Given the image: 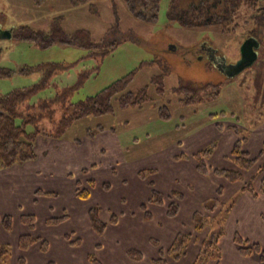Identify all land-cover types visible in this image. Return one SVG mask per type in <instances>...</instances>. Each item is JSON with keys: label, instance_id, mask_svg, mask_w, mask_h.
<instances>
[{"label": "rangeland", "instance_id": "374dc122", "mask_svg": "<svg viewBox=\"0 0 264 264\" xmlns=\"http://www.w3.org/2000/svg\"><path fill=\"white\" fill-rule=\"evenodd\" d=\"M258 1L264 5V0ZM168 3L169 0H162L156 22L147 23L134 18L124 0H94L92 8H73L68 0H50L42 6H35L33 0H0V30L28 26L47 35L58 19L66 35L84 30L92 43L102 39L105 45L120 42L114 51L99 59L83 47L59 44L41 49L28 41L1 39L0 69L18 71L48 63L68 67L49 78L48 87L31 97L30 103L50 99L72 87L83 71L90 75L73 92L71 103L95 96L131 72L134 75L127 91L135 93L147 86L151 99L141 108L120 109L115 98L113 113L75 121L61 138H54L53 141L62 142L76 140L85 156L77 158L76 151L63 147L60 155L50 152L47 158L52 164L38 166L43 175L38 177L42 192L35 205L26 196L33 182L18 190L19 208H14L6 192L0 195L6 197L0 202V219L10 216L12 222L9 231L0 223V244L9 249L8 258L0 264H89L91 256L101 264H153L151 261L160 256L167 264H193L201 242L214 226L222 228L217 244L219 257L206 264H261L255 253L240 255L234 237L238 235L248 246L255 243L264 250V194L260 190L264 150L255 166L242 172V181L235 184L226 178L200 174L193 155L214 144L210 155L203 158L210 171L239 169L236 156L232 155L238 141V149L248 158L259 157L264 145V29L257 28L246 4H241L234 14L230 32L223 33L220 26L183 29L168 22ZM255 29L260 30V56L257 54L251 66L228 78L223 69L241 58L244 39ZM101 50L102 47H95L92 52ZM41 74L37 70L0 78V95L38 84ZM157 76L163 78V94H158L152 83ZM188 83L213 84L218 89L199 91V102L182 106L179 100L185 96L176 88ZM216 90L218 94L214 96ZM160 107H166L168 119L160 118ZM37 126L51 130L54 124L43 118ZM27 129L34 130L31 125ZM88 131L94 135L90 142L86 138ZM111 133L117 137L118 145L111 140ZM145 170L154 172L140 178L138 173ZM17 171L2 169L0 177L15 175ZM7 183L0 180V185ZM246 183L255 196L241 190ZM219 188L222 193L217 195ZM77 190H85L88 198L76 196ZM152 191L163 195L162 204L147 203ZM215 197L225 209L212 213L213 228L197 233L193 213L202 211L205 201ZM170 202L179 205L173 218L164 214ZM140 204H147L151 220L143 219ZM91 208L98 209V218L106 224L101 235L90 228ZM21 214L33 216V224L20 223ZM112 215L117 217V223H110ZM62 216L66 220L47 223ZM178 234H188L193 239L183 257L174 260L168 251ZM21 235L38 240L21 250L17 244ZM60 238H66V242ZM75 240H79L78 246L67 251L65 244ZM42 242L46 243L45 250L41 249ZM128 250L140 251L141 259H130Z\"/></svg>", "mask_w": 264, "mask_h": 264}, {"label": "trees", "instance_id": "16d2710c", "mask_svg": "<svg viewBox=\"0 0 264 264\" xmlns=\"http://www.w3.org/2000/svg\"><path fill=\"white\" fill-rule=\"evenodd\" d=\"M50 0H33L35 6H42ZM94 0H68L69 4L73 8H77L83 5H88L92 8V2ZM162 0H124L125 6L130 14L140 21L147 23L156 22L159 12L160 3ZM241 4L249 5L252 12L251 19L255 22L257 28L264 29V5H261L258 0H169L167 6V20L170 24H177L181 28L207 29L213 26H220L223 33L233 30L232 19L234 14L241 8ZM4 30V29H2ZM260 30L255 29L253 34H249L246 39L254 38L258 41V35ZM11 32V38H16L19 41L31 42L41 49H48L52 45L74 46L78 48H85L90 51V56H97V58H103L106 54L111 53L116 49L120 42L107 43L102 39L99 43L91 41L88 32L81 30L70 35H66L59 25L58 19L52 23L50 32L45 35L41 31H33L30 27L24 26L18 29H13ZM95 43V44H94ZM102 47L100 53L92 52L94 48ZM1 56V52H0ZM68 67L53 63L48 65H38L35 68H21L18 71H11L5 68L0 69V78H8L14 76V74L26 75L27 73L42 72L41 79L38 84L32 87H26L24 89H15L11 92L0 95V170L8 169L18 165H24L36 158L34 147L36 145V139L42 137L52 140L54 138H61L68 127L72 126L75 121L85 119L86 117L104 116L113 113L114 107L112 100L117 99L118 108L128 109L130 107L141 108L146 103L151 102L148 96L147 86L142 87L137 92L127 91L129 84L132 80L134 72L129 75L118 79V81L110 84L107 88L101 90L93 97H87L84 101L70 102V98L73 96L78 88H80L85 80L89 77V71H83L78 75L76 83L72 87L64 88L60 94L51 97L50 99H38L36 103H30V98L48 87L49 78L56 75L58 72L67 69ZM161 76L154 77L152 80L155 90L158 94H163ZM210 87L218 89V86L213 84H196L188 83L187 86L176 88L179 94H184V98L179 100V104L182 106H191L199 102L197 94L199 91H205ZM214 96L218 94V90L213 93ZM210 95V97L213 96ZM208 97V98H210ZM159 116L165 120L170 117L166 107H160L158 109ZM58 115V119L56 117ZM47 119L50 124H54L51 130L38 129V122L41 119ZM20 123H17V121ZM33 127V131L29 132L27 127ZM100 131L103 128H99ZM88 136L92 137L93 133L88 131ZM239 142V141H238ZM236 142L232 155H235V164L239 167L238 170H221L213 169L208 170L205 167L203 158L208 157L214 147L207 150H201L193 155L197 160V171L200 174H212L226 178L231 184L242 181V172H248L255 166L258 159L263 155V149L259 152L258 158H248V154L241 152L238 147L239 143ZM264 142V141H263ZM264 163L262 164V167ZM85 171V170H83ZM153 170H145V172H139L140 178H143L146 174H152ZM242 191L250 192L252 196H255L250 184H243ZM260 190L264 194V178L261 180ZM178 198L181 197L177 192L172 191ZM221 188L217 189V195L221 194ZM53 195V194H50ZM76 196L81 199L88 198V194L85 190H77ZM163 201V195L160 192L152 191V196L147 200L148 204L160 205ZM147 204H141V210L145 220H149L151 216L146 210ZM225 205L218 197L205 201L202 207V211L193 213V222L195 230L200 233L204 229L213 228L212 221L215 217L212 213L215 209H225ZM228 209V208H227ZM227 209L224 212H227ZM179 211V205L176 202H170L166 209V215L168 218L177 216ZM211 215L208 219L205 215ZM66 216H62L47 221L48 224L60 223ZM89 224L91 229L98 235H101L106 224L98 218V209L91 208L88 212ZM110 223H116L117 217L112 215L110 217ZM264 219V214L262 215ZM20 221L24 224L32 225L33 216H21ZM3 227L6 231H9L12 225L10 216H5L1 219ZM222 235L221 226L215 227L211 230L208 237L200 244V249L196 255L195 262L193 264H206L210 259H217L219 257V247H217L218 241ZM168 253L172 255L174 260H179L186 252V248L191 243L193 237L188 234H178L174 237ZM37 238H32L29 235H21L18 239L19 249H27L36 242ZM234 242L239 246V254L242 256H250L255 253L260 258L261 264H264V250L257 244L248 246V242L243 240L240 236L234 237ZM79 240L72 241V244L78 245ZM152 244H156V241L151 240ZM46 243L42 242L41 249L45 250ZM128 257L134 261L140 260L142 255L140 251L128 250ZM162 254V252H161ZM9 255L8 246L0 244V262H5ZM89 264H101L94 257H88ZM151 262L153 264H167L162 256L154 259ZM22 263V261H20Z\"/></svg>", "mask_w": 264, "mask_h": 264}, {"label": "crops", "instance_id": "0c3cea01", "mask_svg": "<svg viewBox=\"0 0 264 264\" xmlns=\"http://www.w3.org/2000/svg\"><path fill=\"white\" fill-rule=\"evenodd\" d=\"M259 50L260 49L258 46V48L255 49V51L260 56L261 51H259ZM256 58H257V56H256ZM100 133H102V131H100ZM93 136L89 137L87 134L86 138L89 139L88 141L90 142L94 139ZM110 137H111V140L117 144V142H118L117 137H115L113 133L110 134ZM53 140L54 139L49 140L48 138L43 139L42 137L37 138L35 140L36 145L34 147V152L36 154V158L33 161L25 163L23 166L18 165V166H15L16 168L7 169V170H18L17 172H19V173H16L15 175L7 174V176L0 177L1 181H7L8 182L7 185H4V184L0 185V195H3V193L6 192L8 194L7 198L12 199V202L14 203V208H17L19 206V199H18L19 196H16L17 193L19 192L18 190L20 188H23L24 184L31 183V182H33V185L31 186L32 189L28 191L29 194L26 196H29L28 198L30 199V202L34 203V205L36 203H38L39 200L37 197L42 192V190L40 189V186H39L38 177L43 176V175H40L42 172L40 171V168L38 166H39V164L41 166V164L45 165V164L51 163V161L48 160L49 157L47 158V156L50 155V152H51V154L52 153H58L60 155L61 152H64L63 148H66V149H69L70 151H76L77 152V155H76L77 158H82L85 156V153H82V151H79L80 148H78V146L80 144H79V142H76V140L75 141L64 140L63 142L62 141H53ZM86 143H88V142H86ZM60 147H63V148L60 150ZM5 198L6 197L0 196V202L6 200ZM20 206H21V204H20ZM46 208L49 209V207H47V206H46ZM139 208L141 210V204H140ZM141 213H142V210H141ZM164 214L166 215V210H165ZM21 216H23V214H21ZM21 216L19 217V221L21 219ZM142 216H143V214H142ZM143 219L145 220L144 216H143ZM151 219L152 218H150L149 220H151ZM21 222L22 221H20V223ZM0 223L3 224L1 222V219H0ZM22 224H24V223L22 222ZM60 239L62 242H66V238H60ZM65 246H66L67 251H68L70 247H74V246H78V245H74V244L68 242L65 244ZM197 253H198V251H197Z\"/></svg>", "mask_w": 264, "mask_h": 264}, {"label": "water", "instance_id": "95a60500", "mask_svg": "<svg viewBox=\"0 0 264 264\" xmlns=\"http://www.w3.org/2000/svg\"><path fill=\"white\" fill-rule=\"evenodd\" d=\"M11 38V32L0 30V40L1 39H10ZM259 46V43L256 39H245V41L242 44L241 47V58L236 61L235 63H232L231 65H227L226 68L223 69V73L227 75L228 78H232V76L236 75L237 73L241 72L245 67L251 66L257 56V52L255 49H257Z\"/></svg>", "mask_w": 264, "mask_h": 264}]
</instances>
